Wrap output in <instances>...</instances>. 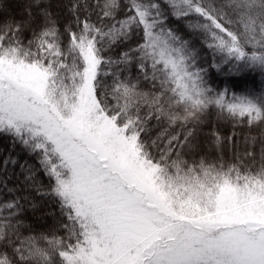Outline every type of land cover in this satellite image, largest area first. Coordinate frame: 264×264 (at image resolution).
Listing matches in <instances>:
<instances>
[{
	"label": "snow or ice",
	"instance_id": "obj_1",
	"mask_svg": "<svg viewBox=\"0 0 264 264\" xmlns=\"http://www.w3.org/2000/svg\"><path fill=\"white\" fill-rule=\"evenodd\" d=\"M65 7L63 26L51 0H24L19 20L0 7V264H264V132L226 160L210 126L264 129V88L217 90L202 56L264 77V0ZM50 206L48 231L26 223Z\"/></svg>",
	"mask_w": 264,
	"mask_h": 264
},
{
	"label": "trees",
	"instance_id": "obj_2",
	"mask_svg": "<svg viewBox=\"0 0 264 264\" xmlns=\"http://www.w3.org/2000/svg\"><path fill=\"white\" fill-rule=\"evenodd\" d=\"M23 3L24 0H0V7L4 9L8 17H14L19 20L23 16ZM53 5L52 11L55 12L59 17V22L61 26L66 23L71 22V16L65 7L66 4L69 3V0H51ZM168 27L173 28L177 31L179 35L184 37L185 39H191L188 35V30L185 27L183 21L176 20L174 18H169ZM139 37L134 36L132 40H130L125 47H117L112 51L108 52L107 55L116 57L121 51L127 50V47H135L136 43L138 42ZM199 47V44H197ZM202 56L204 57V67L208 68L209 73V83L212 87L216 88L217 90H222L225 87H228L231 91H235L236 93L240 94L247 89H252L255 91H260L264 88V77L260 75V73H251V72H244L239 74H233L230 76H225L219 72L215 68L208 67L209 63H211L210 55L205 51L202 52ZM219 61H217L218 63ZM132 75H136V70L132 69ZM143 83V82H142ZM147 87V85H144ZM210 126L214 128L221 137L224 138V142L221 148L223 152L224 158L226 160L231 159L235 153L243 152L245 150V140L250 138H259L264 132V129L260 128H249L247 125L244 124H235L232 121L227 119H218L214 114L210 118ZM204 131H209L208 127L204 128ZM155 131L153 132V136L155 135ZM231 138V142L229 139ZM11 149L9 139L4 136L0 135V160L4 158V156L8 153ZM255 151L259 150V144L257 143ZM16 153L19 154L20 162L23 163L27 161L29 164L39 167L37 160L34 156H31L25 152L20 151L19 146H17ZM215 155V153H212ZM16 173L19 174L20 169L17 166L15 169ZM11 175V172L9 173ZM39 178L46 184L47 180L44 178L42 173H37ZM23 179V177H20ZM16 177L13 176L12 179L9 181L8 187L11 188L15 185ZM3 194V189H0V196ZM27 195V193H24ZM19 195V193H17ZM4 199H10L11 197H3ZM23 203V201H22ZM56 209L54 207H45L43 210H38L36 212H32L29 209L26 212L25 221L26 223L30 224L33 228L37 231H48L54 225V219L47 215L49 212H55ZM62 231L57 232V235H64Z\"/></svg>",
	"mask_w": 264,
	"mask_h": 264
}]
</instances>
